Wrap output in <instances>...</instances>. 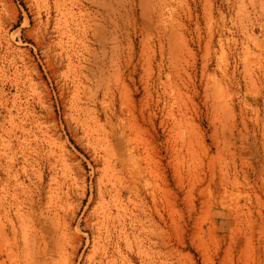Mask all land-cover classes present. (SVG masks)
<instances>
[{"label":"rangeland","instance_id":"rangeland-1","mask_svg":"<svg viewBox=\"0 0 264 264\" xmlns=\"http://www.w3.org/2000/svg\"><path fill=\"white\" fill-rule=\"evenodd\" d=\"M0 264H264V0H0Z\"/></svg>","mask_w":264,"mask_h":264}]
</instances>
